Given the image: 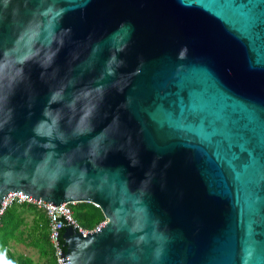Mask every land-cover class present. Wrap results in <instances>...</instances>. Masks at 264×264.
<instances>
[{
  "label": "water",
  "instance_id": "1",
  "mask_svg": "<svg viewBox=\"0 0 264 264\" xmlns=\"http://www.w3.org/2000/svg\"><path fill=\"white\" fill-rule=\"evenodd\" d=\"M11 193L102 210L71 264H264V0H0Z\"/></svg>",
  "mask_w": 264,
  "mask_h": 264
},
{
  "label": "trees",
  "instance_id": "2",
  "mask_svg": "<svg viewBox=\"0 0 264 264\" xmlns=\"http://www.w3.org/2000/svg\"><path fill=\"white\" fill-rule=\"evenodd\" d=\"M73 209L75 218L87 230H94L106 221L102 210L93 204L78 203L73 207ZM29 213L34 216V228L31 233H35V231H38L40 227L43 229L41 238H39L35 243L38 247L41 244L40 242H45L47 244V248L40 249L41 256L49 258L52 264H56L49 242L48 220L46 215L32 205H22L18 210L11 209L6 213L2 224L0 225V237H2L1 241L3 240L5 246L10 247L9 241L15 238L16 233L24 224L25 218ZM63 236L64 231H62V240L64 242ZM8 252L10 253L9 250ZM0 262V264H30L31 260L12 254L11 258H7L5 261L2 260Z\"/></svg>",
  "mask_w": 264,
  "mask_h": 264
},
{
  "label": "built area",
  "instance_id": "3",
  "mask_svg": "<svg viewBox=\"0 0 264 264\" xmlns=\"http://www.w3.org/2000/svg\"><path fill=\"white\" fill-rule=\"evenodd\" d=\"M16 205H32L46 215L48 220L49 242L56 264H71V257L68 255L62 240V231H65L68 227H72L77 232L87 235L96 231L106 223L103 222L94 230H87L75 218L73 207L76 203L62 204L55 207L42 200L37 201L19 193H11L0 203V225L6 213Z\"/></svg>",
  "mask_w": 264,
  "mask_h": 264
},
{
  "label": "rangeland",
  "instance_id": "4",
  "mask_svg": "<svg viewBox=\"0 0 264 264\" xmlns=\"http://www.w3.org/2000/svg\"><path fill=\"white\" fill-rule=\"evenodd\" d=\"M21 206L16 205L12 210H18ZM10 209V210H11ZM34 216L31 213L25 218L24 224L21 226L19 231L16 233L14 238L12 251L16 256H21L31 260L30 264H52V262L47 257L41 256L40 249L47 248L45 242H40V246H36V241L41 238L43 229L39 228L35 233H31L34 228ZM107 222V220L105 221ZM42 240V239H41Z\"/></svg>",
  "mask_w": 264,
  "mask_h": 264
},
{
  "label": "crops",
  "instance_id": "5",
  "mask_svg": "<svg viewBox=\"0 0 264 264\" xmlns=\"http://www.w3.org/2000/svg\"><path fill=\"white\" fill-rule=\"evenodd\" d=\"M1 238L2 237H0V261L2 260L5 261L7 258H11V255L14 254L12 251V246H13V242L15 241L14 239H11V241H9L10 247H7L5 246L4 241L3 240L1 241ZM8 250L10 251V253L8 252Z\"/></svg>",
  "mask_w": 264,
  "mask_h": 264
},
{
  "label": "clouds",
  "instance_id": "6",
  "mask_svg": "<svg viewBox=\"0 0 264 264\" xmlns=\"http://www.w3.org/2000/svg\"><path fill=\"white\" fill-rule=\"evenodd\" d=\"M21 74H22V69H21ZM15 83L16 82L14 81L13 84L15 85ZM7 99H8V97H5V106H6ZM52 102L53 103L57 102L56 99H55V97L53 98V101ZM46 115H47V113H46ZM42 127H43V123L39 124L37 126V128L35 129L37 135H41V129H42Z\"/></svg>",
  "mask_w": 264,
  "mask_h": 264
}]
</instances>
